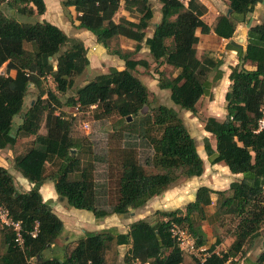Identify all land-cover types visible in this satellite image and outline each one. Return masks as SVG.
I'll return each instance as SVG.
<instances>
[{"label": "trees", "instance_id": "trees-1", "mask_svg": "<svg viewBox=\"0 0 264 264\" xmlns=\"http://www.w3.org/2000/svg\"><path fill=\"white\" fill-rule=\"evenodd\" d=\"M156 1L160 18L155 24L151 23L149 0L61 1L63 9H73L75 28L90 33L95 44L122 64L72 91L74 79L89 65L83 42L45 21L22 23L15 18L43 15L42 0H0V68L4 73L0 75V150L13 147L20 138H32L25 152L9 161L31 185L28 191H17L12 176L0 167V207L12 221L19 222L22 238V247H16L11 229L0 225V264H112L106 259L111 246L127 248L124 264H182L183 252L170 230L184 231L198 249L205 244L200 224L227 219L234 220L228 248L215 252L220 243L217 238L205 250L203 261L193 258L189 264H235L246 243L264 236L261 22L246 29L243 50L228 43L237 63L228 70L225 114L220 120L207 117L202 121L203 131L214 143L211 147L203 139L206 161L222 164L240 179L226 191L200 186L183 209L156 211L153 221L135 220L124 233L114 228L84 232L68 251V242L61 248L54 246L63 223L42 201L39 189L45 183L52 185L56 197L67 206L90 212L97 222L139 210L178 181L203 174V160L177 113L163 105L145 109L148 92L133 73L139 67L148 68V63L133 57L143 46L154 64L173 70L172 76H161L157 86L168 92L173 106L194 117L200 99L212 100L210 89L222 77L219 60L197 57L196 34L212 33L229 41L236 23H247V16L261 0H221L227 2L226 14L218 16L212 26L202 20L206 7L198 0ZM119 9L130 20L124 16L114 20ZM121 39L132 42L133 49L111 47ZM47 79L53 92L44 89ZM29 89L35 91V99L23 109ZM60 96L65 98V107L76 111L93 108L95 120L113 119L110 133L91 141L72 138L70 115L54 113L58 108L54 106L61 105ZM14 117L20 121L15 127ZM42 124L44 135L38 134ZM212 195L217 198L210 212ZM245 264H264V247Z\"/></svg>", "mask_w": 264, "mask_h": 264}, {"label": "rangeland", "instance_id": "rangeland-1", "mask_svg": "<svg viewBox=\"0 0 264 264\" xmlns=\"http://www.w3.org/2000/svg\"><path fill=\"white\" fill-rule=\"evenodd\" d=\"M150 7L153 13V17L151 23L159 21V4L156 0H149ZM201 4H203L206 8V13L202 17V20L207 25L212 26L215 22V19L220 16L226 14L227 10V2L219 1V0H198ZM264 1V0H263ZM47 2V0H46ZM260 12L251 13L247 16V23H236V32L234 37L229 41L220 40L218 38H213L209 35H200V40L196 48L197 57L208 56L214 60H219L221 62V66L219 69L222 71L221 79L210 89L212 100H209L207 97H202L197 104L196 115L193 117L191 114L181 111L175 106H173L169 100L168 92L164 90H160L157 86L158 79L161 76L170 77L174 74L173 70L163 65H156L150 59L147 50L142 46L140 51L133 57L134 59L145 60L148 63V68H137L133 75L141 80L143 85L146 87L148 92V103L146 106V110L150 108H155L159 105H163L169 108H172L179 118L182 120L188 134L193 139L196 147V151L199 157L204 161L206 160L205 155L202 150L203 139L207 138L210 142L211 147H213V139L210 135L205 133L202 129V121L210 117L212 115L215 119H219V111L221 106V95L224 87L223 76L229 70V68L237 63L236 53L230 47H228V43L236 47L244 46V43H237L233 39L238 35L245 37L244 33L246 32V24L250 22V26L259 24L264 22V4L259 5ZM62 19H66L67 13L64 12ZM122 10L119 9L118 12L114 16V20L120 17ZM127 18V14L125 15ZM15 18L22 23H33L35 18H28L23 16L15 15ZM129 19V18H128ZM130 20V19H129ZM72 21L68 22L67 27H72ZM82 32L84 30H81ZM151 27H149L145 33L147 36L150 35ZM88 33V32H85ZM90 35V33H89ZM210 37V38H209ZM83 43L87 45L86 52H88V57L90 58V64L87 69L77 78L74 79V84L72 87V91L77 87L82 86L86 82L93 79L96 75L105 73L109 68H118L120 67L121 61L113 56H109L107 51L101 52L98 54L94 50L100 51L103 49L100 45L94 44V46H89L87 39H83ZM111 47H119L122 51H131L133 49V43L126 40H120L111 44ZM119 62V63H118ZM246 68H250L248 65ZM212 75L210 76V79ZM44 89L49 91H54V86L49 79L45 81ZM35 91L33 89H29L27 95L24 98L23 109H26L29 103L35 99ZM65 98L59 97V101L61 103L60 106H54L57 110L54 112L55 114L63 113L65 116L71 117L72 122V130L71 137L77 140H93L102 138L104 135H108L110 133V128L113 119L108 120H95L93 118V108H89L85 111H76L74 108L65 107L64 101ZM224 106V104H223ZM224 117V116H223ZM221 117L220 119H223ZM219 119V120H220ZM13 127L20 123L18 117H14L12 119ZM86 123L88 125V130H84L82 128V124ZM38 134L44 135L45 130L43 128V124L39 128ZM32 138H20L16 141L13 147L9 149L0 150V167H5L9 174L12 176L14 180L15 188L17 189V185L15 182L21 176L14 171L11 164L8 161H12V159L25 152V150L29 147ZM22 179V178H21ZM227 181L225 177H223L220 168H216L214 171H205L201 178H194L189 180H181L178 181L174 186L169 188L167 191L162 193L161 195L150 199L141 209L136 211L128 212L122 216H110L106 217L103 220L100 226L109 227L110 229L114 228L116 232H124L127 230L128 224L138 220V219H146L148 221H153L156 217L154 213L156 211H172L175 209H183L185 204L188 203L189 200H193V193L196 188L200 186L209 187V189L213 191H226ZM41 195V194H40ZM56 200V203L59 204L62 210L68 214V218L65 219V225L67 228V233H70L74 225L69 220L76 219L79 226H77L76 230H74V234L68 240L64 241L63 237H59L58 241H56V247H60L59 245L64 242H68L65 245V249L67 251L70 249L71 244L76 242L77 238L80 237V230L85 232H91L97 229V222L92 217L90 212L75 210L67 206V204L60 200L58 202L57 197L53 196ZM216 195L211 196V205L209 207V211L212 212L215 206ZM201 230L204 234L205 244L202 246L205 250L209 245L213 244L215 239H219L220 243L215 247L216 252L225 251L229 244L233 240V236H231V230L234 226V220H226L224 222L213 221L212 223H201ZM108 228V229H109ZM264 241V236L252 240L246 243L243 247V254L236 256L235 264H245V261H253L254 257L260 252L261 242ZM189 244H193L192 240L188 237L184 240ZM64 248V247H63ZM126 247H114L111 248L106 253V259L111 261L112 264H124L123 256L125 253ZM203 253L189 254L183 252L184 261L182 264H189L193 258H200ZM50 256V255H49ZM246 259V260H245Z\"/></svg>", "mask_w": 264, "mask_h": 264}, {"label": "crops", "instance_id": "crops-1", "mask_svg": "<svg viewBox=\"0 0 264 264\" xmlns=\"http://www.w3.org/2000/svg\"><path fill=\"white\" fill-rule=\"evenodd\" d=\"M42 1L44 3V6H45V12H44L43 15H41L39 17H35L34 22H42V21H45V22H47V23H49L51 25L56 26L59 30H61L65 35H67L69 37L78 38L82 42H83V39H87V41L89 43V46H94L95 47V45H94L95 44V41H94V38L92 37L91 34L89 35V33H85L86 31H83L82 32L81 30L75 28V26L77 25V22L75 21V14H74L72 8L63 9L61 7V5H60V3H61L62 0H47V2H46V0H42ZM263 4H264V1L261 0V2L258 3L254 7V10H253L252 13H255V14L258 13L259 14V12H260L261 9H259L260 7H258V6L259 5H263ZM64 12L67 13L66 19H62L63 14H65ZM125 15H126V13L122 11V13H121L120 16L126 17ZM159 18H160V16H159ZM70 21H72V25L70 24V26H72V27H67L68 22H70ZM155 23L156 22H154L153 24H155ZM208 26H210V25H208ZM235 32H236V27H235L234 34H235ZM210 34H211L210 36L212 37V39L215 38V36L212 33H210ZM234 34H233L232 38L234 37ZM196 35L199 37V40H200V36L198 35V33ZM244 35H245V37H244V40H245L246 39V32L244 33ZM83 45H84L85 48H88L85 43H83ZM239 48H241V50H243L244 46L239 47ZM94 51L97 52L98 54H100L101 52H105L104 49H100V51H98V50H94ZM86 55H87V59H88V64H90V58L88 57V52H87ZM119 64H121V63H119ZM121 67H122V64L120 65V67H118L116 69H120ZM228 73H229V71L226 74H224V76H223V82H224L223 89L224 90H222V95H221V98H220V100H221V106L222 107L220 108V111H219V119L221 117H223L224 114H225L224 108H223V95H224V93H225V91L227 89V86H228V81H227V75H228ZM8 74L10 76H13L14 75V72L13 71H10ZM210 117H213V116L210 115ZM213 118H215V117H213ZM8 163H9V161H8ZM2 168L6 169L5 167H2ZM203 168H204L203 173L205 171H207V170L208 171H214L216 168H220L223 177H225V180L227 181L226 189L228 188V185L230 183H232L233 181L239 180L240 177H241L240 175L230 174L228 172V170L226 169V167H224L222 164L210 165L206 160L203 161ZM201 176L198 177V178H201ZM13 182H14V180H13ZM15 184L17 185V191H28L30 189V187H31V185L26 180H24L23 178L22 179L21 178H18L17 181L15 182ZM207 188H209V187H207ZM39 193L41 194L42 201L43 202H46L48 204V206L51 209V211L63 223V230H62V232H61V234H60L59 237L64 236L63 237L64 241L68 240L70 237L73 236L74 230H76L77 226H79L77 220L75 219L74 222L72 220H69L72 223V225H74L73 228H72L74 230H71L70 233H67L68 231H67V228H66V225H65V219L68 218L69 215L66 214L67 211L64 212L62 210L61 206L56 203V200L53 197V196H56V195H55V193L53 191L52 185L51 184H48V183L43 184L40 187V189H39ZM192 195H193L192 197H194V193ZM191 201L192 200H189L188 202H191ZM105 219H103V220H105ZM103 220L97 221V224H98L97 229H95V230H93L91 232H100V231L107 230L109 227H102V226H100L102 224L101 222ZM79 230H80V237H81L84 234L85 231H82V229H79ZM124 232H118V233H124ZM56 241H58V238H57ZM55 244H54V246L56 247ZM64 244H66V242L61 243L59 245L60 247H56V248H61ZM183 261H184V258H183ZM241 264H243V263H241Z\"/></svg>", "mask_w": 264, "mask_h": 264}, {"label": "built area", "instance_id": "built-area-1", "mask_svg": "<svg viewBox=\"0 0 264 264\" xmlns=\"http://www.w3.org/2000/svg\"><path fill=\"white\" fill-rule=\"evenodd\" d=\"M0 75H4L1 68H0ZM262 124L263 123L261 122L260 125H262ZM82 128L84 130H88V125L86 123H83ZM0 225L2 227H8L11 229V231L13 233V244L16 247L21 248L22 247V238H21L19 222L12 221L8 217L7 211L4 210L2 207H0ZM35 233H36V229H34L33 232L30 233L31 237H34ZM170 233H171V236L176 240L177 245L182 252H186V253L194 254V255H196L197 253H203L200 258H197L199 261H203L204 258L207 256L205 249H203V248L196 249L193 247V244H189L187 242H184V240L187 237L184 231H180L176 227H173L170 230Z\"/></svg>", "mask_w": 264, "mask_h": 264}, {"label": "water", "instance_id": "water-1", "mask_svg": "<svg viewBox=\"0 0 264 264\" xmlns=\"http://www.w3.org/2000/svg\"><path fill=\"white\" fill-rule=\"evenodd\" d=\"M230 12V10L227 11V14ZM250 26V22L248 24H246V28H248ZM235 42L241 44V43H244V37L243 36H240L238 35L237 37H235L234 39ZM237 46V45H236ZM62 198L61 197H58L57 200L58 202L61 200ZM261 247H264V241L261 242Z\"/></svg>", "mask_w": 264, "mask_h": 264}, {"label": "bare ground", "instance_id": "bare-ground-1", "mask_svg": "<svg viewBox=\"0 0 264 264\" xmlns=\"http://www.w3.org/2000/svg\"><path fill=\"white\" fill-rule=\"evenodd\" d=\"M241 36V35H240ZM62 200V199H61Z\"/></svg>", "mask_w": 264, "mask_h": 264}]
</instances>
